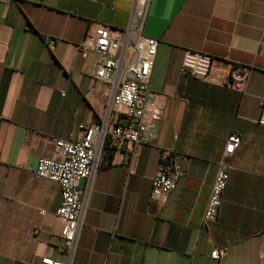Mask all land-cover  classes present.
I'll list each match as a JSON object with an SVG mask.
<instances>
[{"label": "crops", "instance_id": "obj_1", "mask_svg": "<svg viewBox=\"0 0 264 264\" xmlns=\"http://www.w3.org/2000/svg\"><path fill=\"white\" fill-rule=\"evenodd\" d=\"M131 0H0V264L66 261L58 183L35 177L53 139H76L115 95L78 47L129 21ZM143 33L158 39L148 82L160 103L152 143L102 152L84 189L68 264H264V0H149ZM45 37L55 40L49 50ZM211 56L205 79L180 74L185 51ZM129 53V52H128ZM263 120V122H262ZM229 176L203 223L227 138ZM183 171L151 200L163 151ZM215 247L225 256L214 260Z\"/></svg>", "mask_w": 264, "mask_h": 264}, {"label": "built area", "instance_id": "obj_2", "mask_svg": "<svg viewBox=\"0 0 264 264\" xmlns=\"http://www.w3.org/2000/svg\"><path fill=\"white\" fill-rule=\"evenodd\" d=\"M131 1L129 21L124 29L113 32L106 26L100 27L94 37H85L78 45L82 56L92 51L99 58L95 79L110 81L115 89L104 116L85 127L79 138H54L53 154L40 156L33 170L35 177L54 181L60 186L61 202L56 214L63 221L60 236L67 255L66 261L42 257L41 264H68L82 226L84 189L81 182L89 180L97 170L105 146L121 149L126 145L153 141L160 103L148 82L159 41L143 33L149 0ZM44 43L49 50L55 47V40L51 37H45ZM211 60L208 54L187 50L179 72L191 78L205 79ZM240 142V136L235 133L227 138L203 213V223L216 218L229 176L227 159ZM182 173L175 151H163L158 171L152 179L151 200L157 203L166 201ZM225 250V247H215L210 256L220 261Z\"/></svg>", "mask_w": 264, "mask_h": 264}, {"label": "trees", "instance_id": "obj_3", "mask_svg": "<svg viewBox=\"0 0 264 264\" xmlns=\"http://www.w3.org/2000/svg\"><path fill=\"white\" fill-rule=\"evenodd\" d=\"M113 149L112 148H110V147H108V146H105V148H104V152H105V154H111V151H112Z\"/></svg>", "mask_w": 264, "mask_h": 264}]
</instances>
